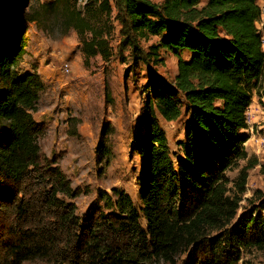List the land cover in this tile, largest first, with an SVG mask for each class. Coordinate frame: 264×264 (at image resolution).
I'll use <instances>...</instances> for the list:
<instances>
[{"label": "trees", "instance_id": "16d2710c", "mask_svg": "<svg viewBox=\"0 0 264 264\" xmlns=\"http://www.w3.org/2000/svg\"><path fill=\"white\" fill-rule=\"evenodd\" d=\"M92 1L111 12L109 0ZM21 3L0 0V264H237L243 252L264 251V195L257 191L237 215L247 171L257 164L244 148L246 111L254 92L264 98L257 0L114 1L128 32L159 37L143 52L126 32L133 62L167 51L177 56V71L171 82L147 87V122L131 143L142 167L138 204L112 188L83 214L72 202L80 188L41 153L45 128L33 113L44 85L19 69ZM70 20L91 34L82 41L85 59L108 55L100 33L74 12ZM155 115L166 122L184 115L180 156ZM236 168L231 180L227 172Z\"/></svg>", "mask_w": 264, "mask_h": 264}, {"label": "rangeland", "instance_id": "374dc122", "mask_svg": "<svg viewBox=\"0 0 264 264\" xmlns=\"http://www.w3.org/2000/svg\"><path fill=\"white\" fill-rule=\"evenodd\" d=\"M12 1L22 2L20 19H26L19 69L36 72L44 85L33 113L35 120L45 128L39 139L41 153L54 158L72 187L82 191L72 200L76 213L83 214L89 207L101 204L99 193H110L112 188L125 191L133 203L138 204L142 167L131 143L135 131L139 129L143 133L147 122L145 103L149 100L150 81L171 82L177 71V56L160 50V60L155 61L149 54L146 63H134L123 40L126 32L143 52H149L159 37H141L128 32L125 18L118 16L115 0H109L111 12L106 15L92 0H9ZM151 1L161 3L163 0ZM257 4L260 19L256 27L262 30L264 0H257ZM73 12L101 34L107 56L98 52L85 59L82 41H89L91 34L87 28H75L76 23L70 20ZM187 56V53L180 54L182 59ZM246 115L248 128L242 131L246 135L244 148L248 156L257 159V164L247 171L238 216L250 208L253 194L258 191L264 195L261 174L264 98L259 93H253ZM155 117L165 132L170 150L180 156L178 142L185 141L184 115L171 122ZM244 164L240 161L238 168ZM238 168L227 172L231 180ZM0 233H4L2 228ZM2 258L0 244V260ZM23 264L46 263L26 261ZM237 264H264V251L243 252Z\"/></svg>", "mask_w": 264, "mask_h": 264}]
</instances>
